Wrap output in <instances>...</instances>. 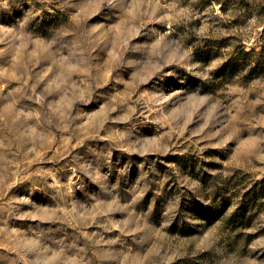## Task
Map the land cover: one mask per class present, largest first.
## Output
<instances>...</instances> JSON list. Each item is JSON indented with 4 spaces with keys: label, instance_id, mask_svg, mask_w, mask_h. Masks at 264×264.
<instances>
[{
    "label": "rangeland",
    "instance_id": "1",
    "mask_svg": "<svg viewBox=\"0 0 264 264\" xmlns=\"http://www.w3.org/2000/svg\"><path fill=\"white\" fill-rule=\"evenodd\" d=\"M0 264H264V0H0Z\"/></svg>",
    "mask_w": 264,
    "mask_h": 264
}]
</instances>
